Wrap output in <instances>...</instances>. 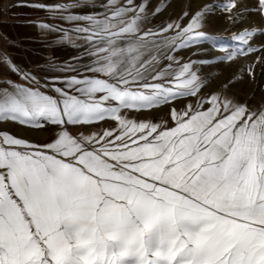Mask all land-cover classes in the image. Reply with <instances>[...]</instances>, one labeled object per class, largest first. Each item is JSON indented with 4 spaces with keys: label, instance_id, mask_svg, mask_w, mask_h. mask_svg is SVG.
Returning a JSON list of instances; mask_svg holds the SVG:
<instances>
[{
    "label": "snow or ice",
    "instance_id": "6c2138e0",
    "mask_svg": "<svg viewBox=\"0 0 264 264\" xmlns=\"http://www.w3.org/2000/svg\"><path fill=\"white\" fill-rule=\"evenodd\" d=\"M26 6L74 24L83 54L43 85L0 54L27 82H0V125L53 129L36 143L0 128V264H264V109L203 97L196 62L176 55L203 43L220 62L264 53L254 30L217 49L203 31L213 5L158 27L152 0H106L96 14H73L79 0ZM217 7L243 19L236 0ZM250 11L264 19V0ZM257 63L241 71L254 78ZM164 107L159 122L132 115Z\"/></svg>",
    "mask_w": 264,
    "mask_h": 264
},
{
    "label": "rangeland",
    "instance_id": "374dc122",
    "mask_svg": "<svg viewBox=\"0 0 264 264\" xmlns=\"http://www.w3.org/2000/svg\"><path fill=\"white\" fill-rule=\"evenodd\" d=\"M72 1L76 2V0ZM105 2L106 0H87V4L85 5L84 0H79L80 6L74 8L75 10H73L72 13L96 14L97 12L103 11L102 5ZM224 2H226V0H152V6L149 11H153L157 5L162 8V11L159 15L150 17L148 27H158L171 21H177L185 10L190 13H195L205 5H213L215 8L214 14L206 18L203 31L217 37V49L221 46L235 48L237 42L234 41L232 37L245 28L254 30V39L252 40L253 46L260 47L264 45V35L261 34V32L264 31V19L255 12L250 11L252 8L256 7V0H236L238 7L234 12H242L243 19L235 24L228 20L227 13L217 7V5ZM165 5H167V7H165ZM245 9L249 11H243ZM0 21L2 20L0 19ZM183 22L187 23V20ZM13 25H15V27L13 30L11 29L10 35L12 38L10 42H6L0 35V54L13 55L18 58L19 62L23 65L29 64L25 58L27 55L32 57L33 55L43 56L56 53L60 57L68 55L75 56L78 61V58L83 54L81 47H78V45L82 44V41L76 39L74 34L71 33V29L74 25L70 22L64 24L63 21H61L59 25L66 26L63 28L74 36L72 41L62 40L61 35L57 33L52 37L53 40L43 38L41 47L34 46L33 40L29 36L23 39L27 44H21V42L17 40V37H24V35H21L23 30L17 29V24L14 22ZM176 55L181 63L188 61L196 62L194 70L197 71L205 85L201 92L203 97L207 98L209 94L220 93L236 102L247 103L249 107L254 110L264 109V63H257L255 65L254 78L249 77L246 71H241V69H246L249 65L253 64L258 55L264 56V53H253L247 57H239L230 63L220 62L219 57H221L223 53L219 50H213L209 44L203 43L198 47L181 50L176 53ZM200 61H208V63L201 64ZM75 64H77V62ZM194 99L195 98H192L191 101H177L174 106L180 109L185 103L194 102ZM168 111L169 107H164L150 112L133 113L132 115L139 120H153L159 122ZM113 124L114 122L112 121H106L97 127L106 128L113 126ZM169 126H171V122H169ZM15 128L18 129V127Z\"/></svg>",
    "mask_w": 264,
    "mask_h": 264
},
{
    "label": "crops",
    "instance_id": "0c3cea01",
    "mask_svg": "<svg viewBox=\"0 0 264 264\" xmlns=\"http://www.w3.org/2000/svg\"><path fill=\"white\" fill-rule=\"evenodd\" d=\"M37 2L47 3V4H71L74 3L72 0H4L0 1V35L2 39L6 42H10L12 38L10 35L11 29L15 27L13 22L17 24V29L23 30L21 35L24 37H17V40L21 44H27L26 36H29L33 40V45L41 47L43 42L42 39L49 38L51 40L57 33H50L44 30H41L37 27V23L44 21L50 25H59L61 20L59 19H49V13L45 11L38 10L34 7H29L26 5L35 4ZM75 9H71L72 12ZM4 15V16H3ZM6 15V16H5ZM65 24L66 22L63 21ZM72 24V23H71ZM13 25V26H12ZM74 25V24H73ZM12 26V27H11ZM66 27V26H62ZM11 61L22 71L31 73L36 79L40 82V85H43L46 81H50L52 77L62 76L65 73L61 72L60 69L64 68L68 64L75 65L77 59L75 56L68 55L60 57L56 53L46 54L43 56L33 55L32 57L27 55L25 56L28 65H23L19 62V59L13 55L7 54ZM11 80L16 84H26L19 75H15L8 71L6 67L0 64V82ZM3 84H0V87H3ZM15 127H18L16 129ZM0 128L11 132L12 134L27 139L31 142L36 143H46L49 142L52 135L53 129L48 128L46 130H30L27 127L14 124V123H5L0 125ZM76 131L75 129H73Z\"/></svg>",
    "mask_w": 264,
    "mask_h": 264
}]
</instances>
